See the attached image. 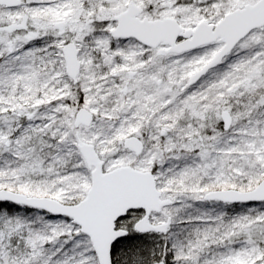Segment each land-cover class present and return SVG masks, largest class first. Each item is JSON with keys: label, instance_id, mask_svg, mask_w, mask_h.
I'll list each match as a JSON object with an SVG mask.
<instances>
[{"label": "snow or ice", "instance_id": "snow-or-ice-1", "mask_svg": "<svg viewBox=\"0 0 264 264\" xmlns=\"http://www.w3.org/2000/svg\"><path fill=\"white\" fill-rule=\"evenodd\" d=\"M0 264H264V0H0Z\"/></svg>", "mask_w": 264, "mask_h": 264}]
</instances>
